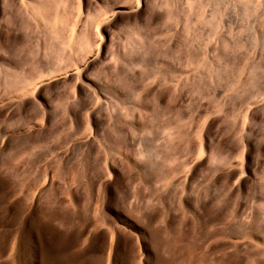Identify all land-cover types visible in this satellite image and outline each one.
<instances>
[{"label":"rangeland","instance_id":"obj_1","mask_svg":"<svg viewBox=\"0 0 264 264\" xmlns=\"http://www.w3.org/2000/svg\"><path fill=\"white\" fill-rule=\"evenodd\" d=\"M263 217L264 0L0 1V264H264Z\"/></svg>","mask_w":264,"mask_h":264},{"label":"bare ground","instance_id":"obj_2","mask_svg":"<svg viewBox=\"0 0 264 264\" xmlns=\"http://www.w3.org/2000/svg\"><path fill=\"white\" fill-rule=\"evenodd\" d=\"M0 1H1V0H0ZM137 4H138V3H137ZM36 6H37V5H36ZM137 7H138V6H137ZM31 9H32V8H31ZM31 9H30V10H31ZM152 11H153V10H152ZM156 12H157V11H156ZM55 14H56V13H55ZM37 15H38V14H37ZM105 17H106V16H105ZM150 17H151V16H150ZM112 18H113V17H112ZM107 20H108V19H107ZM141 26H142V25H141ZM140 28H141V27H140ZM137 29H139L138 26H136V30H137ZM139 31H140V30H139ZM96 38H97V37H96ZM141 38H142V37H141ZM78 42H79V40H78ZM85 43H86V42H85ZM136 47H137V46H136ZM221 74H222V73H221ZM29 88H30V87H29ZM224 103H225V102H224ZM72 109H73V108H72ZM74 109H75V108H74ZM246 113H247V112H246ZM103 117H104V116H103ZM89 121H91V120H89ZM112 124H113V123H112ZM168 124H169V123H168ZM172 125H173V124H172ZM172 125H171V126H172ZM92 127H94V126H92ZM95 128H96V127H95ZM95 128H93V129H92V128H89V129H90V131H89V132H90V135H91V134H94V133L96 132V129H95ZM200 129H203V128L200 127ZM208 131H209V130H208ZM121 133H122V132H121ZM202 133H203V132H202ZM122 134H123V133H122ZM124 136H125V135H124ZM122 137H123V135H122ZM121 142H122V144H124V145L126 144V142H125L124 139H122ZM202 142H203V141H202ZM205 143H206V142H205ZM205 146H206V145H205ZM139 153H141V152H139ZM137 156H138V155H137ZM198 157H199V156H198ZM243 159H244V158H243ZM240 164H241V163H240ZM236 165H237V164H236ZM242 165H243V164H242ZM192 167H193V166H192ZM186 176H187V175H186ZM235 184H236V183H235ZM237 205H238V204H237ZM236 207H237V206H236ZM263 218H264V217H263Z\"/></svg>","mask_w":264,"mask_h":264}]
</instances>
